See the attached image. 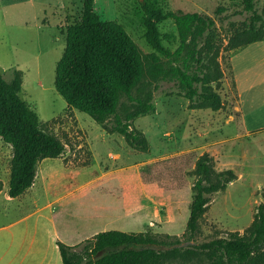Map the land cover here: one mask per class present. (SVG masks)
Masks as SVG:
<instances>
[{
	"label": "rangeland",
	"instance_id": "obj_1",
	"mask_svg": "<svg viewBox=\"0 0 264 264\" xmlns=\"http://www.w3.org/2000/svg\"><path fill=\"white\" fill-rule=\"evenodd\" d=\"M159 1L167 11L215 19L216 34L224 45L233 32L232 24L238 27L249 17L241 0ZM257 1L261 10L264 0ZM220 8L224 11L219 12ZM95 11L102 20L123 25L145 55L153 52L144 38L135 0H95ZM82 13L83 0H0L3 79L8 83L21 79L20 97L38 114L41 127L66 146L61 160H45L46 165L63 164L71 176L69 185L76 188L71 201L78 209L71 213L68 226L63 224L67 212L59 210L57 215V231L68 240L59 239L76 246L98 233L120 230L147 232L159 240H178L181 246H191L228 237L232 232L244 233L259 206L264 205L263 52L241 48L220 59L225 78L217 91L225 106L217 112L191 110L189 100L165 96L173 91L172 83L145 80L142 87L154 91L156 112L133 123L149 140L150 149L142 152L131 149L121 135L109 134L90 115L69 107L56 89V67L67 46V28L79 23ZM160 30L174 35L165 44L175 50L179 43L174 21L160 24ZM156 85H160L158 90ZM139 93L135 90L133 96ZM122 103L131 104L126 96ZM205 153L213 158L216 171L231 169L237 180L215 194L190 240L187 222L196 181L190 173ZM12 156L11 146L0 138V234L6 233L5 226L34 209L35 198L40 207L50 200L41 186L19 198L8 195ZM68 178L54 177L50 182L55 187ZM86 184L91 186L83 189ZM91 201L108 207L111 221L86 229L79 217L85 216ZM130 203L138 205L139 213L128 220L125 210ZM47 224L42 219L41 233L48 232ZM15 226L11 230H20L21 226ZM96 226L100 230L91 234Z\"/></svg>",
	"mask_w": 264,
	"mask_h": 264
},
{
	"label": "trees",
	"instance_id": "obj_2",
	"mask_svg": "<svg viewBox=\"0 0 264 264\" xmlns=\"http://www.w3.org/2000/svg\"><path fill=\"white\" fill-rule=\"evenodd\" d=\"M241 2L249 17L238 27L232 24L233 32L224 45L216 34L215 19L167 11L159 0H135L144 38L153 50L145 55L123 25L101 19L95 0H83L81 21L67 28V46L56 67V89L69 107L90 115L109 134L124 137L131 149L147 152V136L133 125L136 119L156 112L154 91L142 87L145 80L172 83L173 91L165 96L189 100L191 110L224 108L217 91L225 78L220 59L264 41V7L258 9L257 0ZM168 20L177 28L175 50L165 44L174 35L160 30V24ZM21 88L19 77L8 83L0 71V138L13 151L11 198L34 185L43 160L61 158L66 152V146L41 127L38 114L20 97ZM135 90L140 93L133 96ZM124 96L130 106L122 103ZM190 175L196 178L187 222L191 240L212 198L235 182L237 175L231 169L216 171L206 153ZM1 187L0 182V192ZM57 245L63 264H264V205L244 233L232 232L198 245L181 246L178 240L166 242L147 232L119 230L98 233L76 246L60 241Z\"/></svg>",
	"mask_w": 264,
	"mask_h": 264
},
{
	"label": "crops",
	"instance_id": "obj_3",
	"mask_svg": "<svg viewBox=\"0 0 264 264\" xmlns=\"http://www.w3.org/2000/svg\"><path fill=\"white\" fill-rule=\"evenodd\" d=\"M245 48L248 50V52H251L252 48H259V50L263 52L260 55V60L263 61V63L261 62V67L264 70V41L251 44ZM58 159L61 160V158ZM66 172V167L63 166V164L46 165L45 160L41 162L36 182L20 197L24 196L25 194L27 195L28 192H33L36 190V187L41 186V190L47 197H49L50 200L46 205L40 207L38 205L37 199L35 198L33 200L34 209L30 213L24 215L15 222H12L8 226H5L6 233L0 234V264L63 263L57 241L62 242L59 238L67 240L68 238L65 236V234H60V232L57 231V227L55 226L57 223V215H59V210L64 211L65 213L67 212L68 219H66L63 224L68 226V223L71 222L69 219L71 213H73L75 209H78L77 205H74L71 201V199H73L76 194V188L74 185H69L71 184V176L70 174L67 176ZM60 176L69 177V183L67 180H65V184H60L59 186L54 187V184H51L50 181L54 177L56 178ZM85 186L89 187L91 184L83 185V189ZM87 206L89 207H86L88 210L85 212V216L79 217L82 221L83 227L86 229L87 227L90 229H95L94 223L96 225L108 221V207H99V205L96 206L94 205L93 201H91L90 205ZM137 207L138 205L135 206L133 203H130V205L125 210L128 212L126 214V219L130 220L132 219V216H135L137 213H139V209ZM47 209H50V214H46ZM80 209L82 208H79V210ZM44 211L45 214H43ZM42 219L46 220L48 223L47 233L40 232ZM118 219L122 220V218ZM15 225L21 226L20 230H11V228ZM96 228L97 229L93 230L91 234L97 233V231L100 230L97 226Z\"/></svg>",
	"mask_w": 264,
	"mask_h": 264
}]
</instances>
